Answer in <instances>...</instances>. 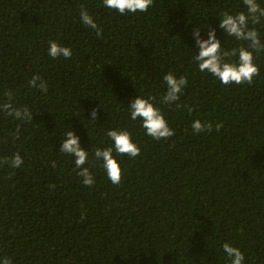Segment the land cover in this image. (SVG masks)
<instances>
[{
    "label": "trees",
    "instance_id": "1",
    "mask_svg": "<svg viewBox=\"0 0 264 264\" xmlns=\"http://www.w3.org/2000/svg\"><path fill=\"white\" fill-rule=\"evenodd\" d=\"M81 8L101 37L81 22ZM226 11L246 6L153 0L147 12L121 15L103 0H0V104L11 93L14 107L33 114L20 121L0 110V160L18 153L24 161L0 165V260L230 264L222 250L228 242L243 252V264H264V52L254 59L259 75L251 85H224L193 60L195 28L202 39L215 29L226 50L246 46L219 28ZM250 27L264 43V18ZM49 41L69 47L71 57L48 56ZM169 72L188 84L164 105ZM33 75L47 82L46 93L29 86ZM137 96L154 97L172 137L155 141L130 119ZM197 119L213 131L194 133ZM109 129L128 130L141 149L135 158L113 150L123 170L119 185L94 156L112 146ZM68 130L89 153L91 187L77 176L74 158L59 151Z\"/></svg>",
    "mask_w": 264,
    "mask_h": 264
},
{
    "label": "clouds",
    "instance_id": "2",
    "mask_svg": "<svg viewBox=\"0 0 264 264\" xmlns=\"http://www.w3.org/2000/svg\"><path fill=\"white\" fill-rule=\"evenodd\" d=\"M243 4L246 6V12L241 11L236 14L224 12L220 19L219 28L223 30L226 36L234 37L237 41L247 42L246 46L224 49L221 41L216 37L215 29L208 30L207 39L200 37L201 30L197 28L192 33L198 47L193 60L197 63L199 71L210 74L224 85L233 83L251 85L254 78L259 75V67L254 63V59L261 52H264V43L261 42L257 29L250 27V25L261 23L262 18H264V7H261L257 0H243ZM103 5L124 15L126 13L147 12L149 7L153 5V0H103ZM80 19L85 26L95 31L98 38L101 37L103 29L98 27L93 17L84 8H81ZM48 44L47 54L51 58L71 57L72 50L69 47L62 46L55 41H49ZM235 57L238 59L233 60L232 58ZM163 81L167 91L161 97L162 103L164 105L176 103L188 84L186 76L177 77L174 73L169 72L163 76ZM28 84L30 87L38 88L41 92L46 93L48 91L47 82L38 75H33ZM5 95L9 97V102L0 104V110L20 121L33 120L31 109L14 107L11 103L12 94L5 93ZM153 101L154 97L152 96L147 98L137 96L128 106L130 119L132 121L139 119L146 135L153 140L166 141L174 135V129L169 127L163 112ZM176 106L179 107L178 104ZM188 111L191 112L192 108H188ZM90 115L92 121H95L97 110L93 108ZM222 126V121L216 123L215 131H219ZM191 127L193 132L197 134L213 131L211 122H201L198 119L193 121ZM19 132L20 128L17 126L14 133L15 138L19 137ZM106 135L113 141L112 146L95 149L94 156L97 161H102L101 166L111 183L119 185L123 170L114 158L113 150L117 155L135 158L140 154L141 149L133 142L132 134L128 130L109 129ZM59 151L74 158L75 168L78 169L77 176L82 178V183L85 186L91 187L95 183L94 177L89 168L85 166L89 163V153L81 147L79 137L72 130L66 131L65 139L61 142ZM9 163L11 167L18 168L24 161L18 153L13 154L10 161L7 159L0 160V165ZM53 166H55L54 162ZM83 218L82 215L81 219ZM222 250L229 258L230 264H243L245 256L238 247L225 242L222 245ZM0 264H13V262L10 258L4 257L0 260Z\"/></svg>",
    "mask_w": 264,
    "mask_h": 264
}]
</instances>
